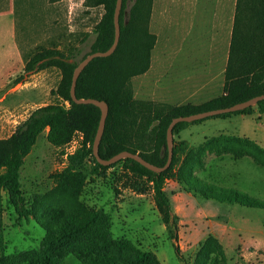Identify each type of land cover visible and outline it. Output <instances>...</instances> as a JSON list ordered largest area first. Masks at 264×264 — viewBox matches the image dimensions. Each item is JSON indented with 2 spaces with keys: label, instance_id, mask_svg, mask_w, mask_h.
I'll return each mask as SVG.
<instances>
[{
  "label": "rangeland",
  "instance_id": "1",
  "mask_svg": "<svg viewBox=\"0 0 264 264\" xmlns=\"http://www.w3.org/2000/svg\"><path fill=\"white\" fill-rule=\"evenodd\" d=\"M205 2L153 0L147 30L155 36V42L149 69L131 79L134 100L165 106L201 105L222 94L223 77L202 54L207 29L203 14L192 19L195 27L199 23V30H190L187 9L194 11L198 5L203 8ZM84 3L0 0V44L4 45L12 26L24 65L41 49L72 53L75 58L70 62L79 61L90 52L93 30L104 14L103 7L87 8ZM16 60L8 47L0 49V68L12 70ZM15 68L19 71L18 66ZM17 73L0 81V141L7 140L36 109L62 103L55 95L61 80L59 70ZM46 133L38 137L24 159L16 205L10 204L3 193L5 256L38 250L45 235L40 225L45 210L63 208L51 202L39 211L38 220L27 214L33 197L53 188L54 176L67 165L66 155L77 150L82 140L76 134L68 145L55 148L47 142ZM237 139L264 150V114L207 120L173 137L180 164L166 178L163 191L170 201V215L177 220L175 225L162 221L152 184L132 176L120 164L95 171L93 163L87 161L80 201L89 209L104 212L114 240L130 241L141 251L153 254L159 264H206L198 256L208 238L222 246L226 264H264V210L205 199L176 174L182 161L189 158L193 161L189 174L196 181L264 202V164L249 145L237 143ZM64 264L81 263L69 255Z\"/></svg>",
  "mask_w": 264,
  "mask_h": 264
},
{
  "label": "trees",
  "instance_id": "2",
  "mask_svg": "<svg viewBox=\"0 0 264 264\" xmlns=\"http://www.w3.org/2000/svg\"><path fill=\"white\" fill-rule=\"evenodd\" d=\"M152 3L153 0H122L117 48L111 56L97 58L89 63L76 82L75 95L78 99L103 101L108 106L105 128L98 147L102 160H109L126 151L138 154L147 163L161 168L167 161L166 130L172 119L228 108L264 95V0H236L222 94L201 105L180 106L139 102L133 98L131 79L144 74L150 67L155 36L148 32L147 23ZM115 4L116 0H85V7H103L104 14L93 30L95 38L90 52L79 61L70 62L71 58H75L74 54L66 55L53 49H41L26 59L23 69L26 75L47 68L59 70L61 80L55 95L62 103L36 109L7 140L0 141V264H64L69 255L81 264H159L153 254L141 251L130 241L114 240L104 212L89 209L80 201L86 184L83 168L87 161L93 163L95 171H106L120 164L132 176L144 178L152 184L154 202L162 221L165 224L172 221V225L177 222L170 215V201L163 191L166 178L180 164L177 147H173L170 167L160 174L130 159L103 167L97 163L92 152L100 111L92 105H76L70 98L72 73L77 64L92 53L107 51L113 43ZM142 19L146 20L142 21L143 24ZM255 112L264 114V101L243 111L190 124L179 123L173 128V137L189 126L207 120L252 116ZM44 132H47V142L55 148L68 145L76 134H80L82 140L77 150L66 155L67 165L54 176L53 188L44 195H35L27 214L38 220L39 211L51 202L60 203L63 208L45 210L40 222L45 235L38 250L5 256L3 193L8 196L10 204L16 205L21 193L20 169L38 137ZM235 141L249 145L264 164L263 149L247 140ZM190 164L193 161L185 158L176 174L201 197L264 210V202L230 189L206 186L196 181L189 174ZM198 259L205 260L206 264H226L223 248L213 238L204 242Z\"/></svg>",
  "mask_w": 264,
  "mask_h": 264
},
{
  "label": "water",
  "instance_id": "3",
  "mask_svg": "<svg viewBox=\"0 0 264 264\" xmlns=\"http://www.w3.org/2000/svg\"><path fill=\"white\" fill-rule=\"evenodd\" d=\"M121 7H122V0H116L115 4V9H114V15H113V25H114V40L111 45V47L105 51V52H96L92 53L88 56H86L83 60H81L75 69L73 70L72 73V79H71V86H70V98L72 102L76 105H92L96 108L99 109L100 111V118H99V123H98V128L96 131V135L93 141V146H92V152L95 160L97 163L103 167H109L119 161L125 160V159H130L139 165L143 166L145 169L156 173L160 174L164 171H166L171 164L172 157H173V147H174V141H173V128L179 124V123H193L196 121L204 120L207 118L223 115V114H228V113H235L239 111H243L245 109L254 107L257 105L258 102L264 101V95L252 98L248 101L238 103L236 105H233L228 108L224 109H218V110H212V111H206L202 113H197L194 115L186 116V117H177L171 120L170 124L167 127L166 130V151H167V161L165 165L161 168L155 167L149 163H147L145 160H143L138 154H132L129 152H121L114 157L110 158L109 160H102L99 157L98 154V147L99 143L101 141L104 128H105V121L108 115V106L105 102L103 101H98L95 99H78L75 95V87H76V82L80 76V74L83 72V70L89 65L90 62H92L94 59L97 58H107L111 56L118 45L119 38H120V27H119V16L121 12Z\"/></svg>",
  "mask_w": 264,
  "mask_h": 264
},
{
  "label": "crops",
  "instance_id": "4",
  "mask_svg": "<svg viewBox=\"0 0 264 264\" xmlns=\"http://www.w3.org/2000/svg\"><path fill=\"white\" fill-rule=\"evenodd\" d=\"M235 6L236 0H206L203 8L199 7L198 5L194 11H192V9H187L189 11L188 14L191 15V31H194V29H196L197 31L200 28L198 25L199 23L196 24V27L192 23L193 16H200L202 14L205 16L207 29L205 31V45L202 54L203 57L207 59L206 61H209L210 63H213L216 67H218V73L221 77H223V80L224 71L228 60L234 18L236 15ZM201 10L202 12H200ZM1 16L2 15H0V17ZM5 47H8L11 53H15L18 60H16V63L13 65L14 68H12V70L0 68V81L3 79H9L14 72H18L17 74L24 73V58H22V53L17 43L15 28H12V26L8 34H6L4 45L0 44V49ZM0 66H2V63H0ZM17 66L19 68V71L17 70V68H15ZM237 117L242 118L246 116Z\"/></svg>",
  "mask_w": 264,
  "mask_h": 264
}]
</instances>
